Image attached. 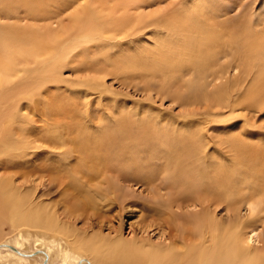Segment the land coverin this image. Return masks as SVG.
Listing matches in <instances>:
<instances>
[{"label":"bare ground","instance_id":"1","mask_svg":"<svg viewBox=\"0 0 264 264\" xmlns=\"http://www.w3.org/2000/svg\"><path fill=\"white\" fill-rule=\"evenodd\" d=\"M81 1L0 0V19L5 20L0 22V164L6 163V159H9L8 163L20 164L22 160L19 155L24 156L25 151L32 147L31 144L36 139L32 132L35 120L32 116L29 117L27 107L32 104L28 100L47 82L61 77V69L69 61L72 62L73 51L82 48L83 44L105 47L118 36L128 35L131 31L133 33L148 15L142 12L144 6L155 2L84 0L81 4ZM212 3L210 12L203 11V5L182 6L165 12L158 18L159 33L164 34L158 37L152 48L142 49L131 67L144 69L148 74L157 73L169 83L175 79L179 84L185 75H194L199 82L192 88L193 98L203 101L205 105L209 102L207 108L211 111L210 114L218 116L217 113L221 110L217 107H226L227 100L236 91L243 90L249 75H252V81L244 90L245 93L240 95L242 99L239 103L258 106L257 96L264 94V28L258 30L248 20L216 21L219 6L214 5L213 1ZM54 6L60 9L72 8L66 22H60L57 27L52 26L54 17L59 15L56 9L54 11ZM218 10L221 11L220 8ZM159 13L157 11L150 15ZM225 59L226 63L223 62ZM229 69H238L240 73L229 80L226 77ZM208 76L210 81L205 85L201 81ZM223 78L221 84L215 83ZM53 106L50 104V107ZM234 107L229 106L228 110H233ZM23 109H26L25 113L22 112ZM40 110L48 115L54 110L62 113L67 111L58 106L51 112L49 103L46 102H43ZM191 112L187 110L186 116L190 118ZM226 119L231 118L226 116ZM86 123H82L83 128H87ZM52 124L55 130L51 133V141L58 147L65 144L64 139L73 145L68 152L75 154L72 156L76 162L70 169H83L82 174L87 175L85 180H80V184L72 183V188H68L72 193H85L83 200L77 199L79 203L72 204L71 208L85 205L97 208L103 201H106V205L116 204L120 195L116 200L109 195L113 185L108 177L105 180H92V187L87 185L86 188L83 184H87L91 172L93 178H98L99 174L96 172L94 175L92 171L98 170V162L103 163L107 169L121 165V158H116L118 152L128 150L131 138L141 136L130 135L134 123L122 117L114 130L105 131L90 145L83 137V130L78 123L72 121L57 124L53 121ZM138 127L144 136L157 138L146 140L147 149H153V141L157 152L160 145L165 149L174 147V156L166 149L167 154L171 155L168 161L172 169H166L163 179L169 185L177 187L182 197L194 199L200 195L203 201L224 203L227 211L235 209V212L224 219H216L207 207H203L199 212L175 220V226L178 227L176 233H181L175 234L174 239V236L171 237L163 245L141 240L142 243L133 246L119 239L120 236L110 239L92 235L85 239L81 235L76 236L43 203L34 202L27 191H20L10 175L2 174L0 218L7 217L15 227H38L43 232L63 238L64 248L58 251V264H93L95 259L106 264H264V229L262 234L256 231L259 225L264 228V169H224L221 165L214 167L212 161L205 164L204 145L195 133L194 137L175 138L166 131L170 130L167 128L165 131L160 128L157 132L147 123H140ZM62 130H65L64 134L61 133ZM43 138L47 139L48 135ZM93 139L95 137L90 140ZM224 143L228 151L242 161L250 152L240 136L229 135ZM109 146L112 148H108ZM88 150L94 154L83 155ZM226 153L228 152L220 156L225 157ZM66 154L67 152L50 153L58 159L53 167L59 169L49 168L50 165L44 161L41 170L51 178L55 177V180L62 178L59 175L62 172L60 168L63 167L61 161ZM82 160L93 161V166L84 168L78 162ZM135 168L136 166L123 168L134 170L131 176L134 181L135 171L139 172ZM93 186L104 189L103 193ZM242 205L248 210L246 214L240 213ZM141 206L148 211L153 209L157 213L162 212V208L154 203L153 206ZM164 214L168 217L167 213ZM43 243L42 239H38L36 248L30 250L31 253L23 251L19 243H0V257L10 256L16 261H22L21 264H30L27 262L29 258L24 256L37 257L42 258V264H49L52 249ZM69 249L77 250L78 253L92 251L94 261L80 255L72 257ZM2 250H5V254Z\"/></svg>","mask_w":264,"mask_h":264},{"label":"rangeland","instance_id":"2","mask_svg":"<svg viewBox=\"0 0 264 264\" xmlns=\"http://www.w3.org/2000/svg\"><path fill=\"white\" fill-rule=\"evenodd\" d=\"M212 1L221 10L219 11V8L216 10L219 14L215 18L216 21L248 20L258 30L264 28V0H155L151 5H145L142 12L148 15L143 23L136 26L137 29L133 33L131 31L128 35L118 36L115 40L109 41V45L105 47L103 45L89 47V44H83L82 48L73 51L72 62L69 61L61 69V77L56 81L47 82L39 92L32 95L28 100L32 105H29L27 110L29 117L32 116L35 120L32 132L36 139L31 144L32 147L25 151L24 156L19 155L22 160L20 164L8 163L9 159H6V163L2 162L5 163L4 165L0 164V176L10 175L20 191H27L34 202L43 203L53 211L55 218L58 217L62 224L68 225L76 236L81 235L85 239L92 235L110 239L120 236L119 239L133 246L139 245L142 241L163 245L168 243L171 237L174 236V239L175 234L181 233H176L178 227L175 226V220L199 212L203 207H207L216 219H224L227 215L233 214L235 209L227 211L224 203L203 201L200 195L194 199L182 197L177 187L169 185L167 180L163 179V175L166 169H172L168 161L171 155L167 154V150L174 156V147L173 149L168 147L166 150L160 145L157 152L154 150L156 144L152 140L153 149H147L146 140H157V138L144 136L138 125L147 123L157 132L160 128H163V131L166 128L170 129L166 131L175 138L194 137L195 133L204 145L205 164L213 162L214 167L221 165L224 169H264V94L257 96L258 106L239 103L242 99L240 95L245 93L244 90L252 81V75L247 77L243 90L236 91L233 97L227 100L226 107H217L221 110L217 113L218 116H212L207 108L209 102L205 105L203 101L195 100L191 94L192 88L199 82L194 75H185L179 84L175 79L169 83L157 73L148 74L144 69L132 68L133 61L140 51L144 48H152L158 37L164 34V32L159 33L158 30L159 17L182 6L203 5V11L210 12ZM81 2L83 4L84 0ZM53 9L59 14L53 19V27H57L60 22L64 24L72 12V8L60 9L54 6ZM157 11L160 13L155 16L150 15ZM2 21L5 20L0 19V22ZM223 62L226 63L227 59ZM239 73L238 69H229L226 77L229 80L234 79ZM207 81H210L209 76L201 82L206 85ZM223 81L224 78L216 80L215 83L219 85ZM43 102L49 103L51 112L58 106L68 112L54 110L50 115L44 114L40 110ZM50 104L54 106L50 107ZM229 106L235 107L233 110H228ZM25 110L23 109L22 112L25 113ZM187 110L192 111L190 118L186 116ZM226 116L231 119L225 120ZM122 117L135 125H132L130 135L141 136L137 139L131 138L128 150L118 152L116 158H121L119 167L112 166L111 169H107L103 163L98 162V170L92 169L94 175L96 172L99 174L98 178H93L91 172V178L87 184H83L86 188L87 185L92 187V180L98 181L100 178L105 180L108 177L112 181L113 188L110 194L108 192L107 194L115 200L120 195L116 204L106 205V201H103L97 208L90 205L71 208L72 204L79 203L77 201L79 199L82 201L83 196L85 197L84 191L80 194L72 193L70 190L72 183L80 184V180H85L87 175L82 174L83 169H70L76 162L75 157L72 156L75 154L68 152L73 147L70 141L64 139L65 144H61L60 147L51 141L53 140L51 133L55 130L53 121L57 124L72 121L78 123L83 130L81 132L83 137L90 145L105 131L114 130ZM82 123H86L87 128H83ZM64 131L62 130L61 133L64 134ZM46 134L48 138L44 139ZM229 135L240 136L249 149L250 152L243 161L233 156L234 153L229 152L228 147L225 146L224 139ZM94 137L95 139L90 140ZM97 151L102 150L97 149ZM62 152H67L65 159L61 161L63 167L60 168L62 172L59 175L62 178L55 180L53 179L55 177L51 178L41 169L44 161L50 165L49 168L53 167L56 161L58 162V159L52 157L50 153L62 154ZM224 152H228L227 156L221 157ZM86 153L94 154L88 150L84 151L83 155ZM99 156L103 157L101 154ZM107 160L109 161L108 158ZM78 162L86 169L93 166V161ZM129 166H136L135 170H139L138 173L135 171V181L131 178L134 170L123 169ZM93 188L100 193L104 191L97 186ZM153 203L162 208L161 213L153 209L148 211L141 206H153ZM247 212L246 206L242 205L240 213ZM164 213H167L168 217H165ZM163 220H165L164 224ZM263 229L262 225H259L256 231L262 234ZM51 235L53 234L43 232L38 227L22 228V225L15 227L7 217L0 218V243L9 245L19 243L23 251L31 253L36 248L37 240L42 239L43 245L52 249L49 264H58L57 255L61 248H64V239L56 234ZM69 250L73 254L72 257L80 255L94 261L92 251L85 250L78 253L77 250ZM2 253L5 254V250H2ZM4 257H0V264L22 263L13 257ZM24 257L29 258L27 262L30 264H42V258ZM95 261L93 264H106L96 259Z\"/></svg>","mask_w":264,"mask_h":264}]
</instances>
